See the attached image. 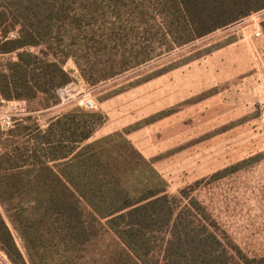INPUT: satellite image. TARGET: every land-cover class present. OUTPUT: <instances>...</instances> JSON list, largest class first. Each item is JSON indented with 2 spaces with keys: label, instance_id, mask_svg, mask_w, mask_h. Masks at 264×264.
<instances>
[{
  "label": "trees",
  "instance_id": "16d2710c",
  "mask_svg": "<svg viewBox=\"0 0 264 264\" xmlns=\"http://www.w3.org/2000/svg\"><path fill=\"white\" fill-rule=\"evenodd\" d=\"M135 1L0 0V54L15 53L0 64V106L3 100L38 98L48 106L58 104V91L73 80L69 59L93 84L129 69L128 64L116 69L110 56L95 77L100 63L83 51L94 44L111 50L123 37H113V26L98 35L99 13ZM158 3L152 15L151 9L140 14L143 33L168 49L264 9V0ZM152 59L144 56L132 67ZM107 118L77 107L53 117L45 128L23 124L36 119L28 115L8 131L12 138L0 154V249L13 264H264L244 260L239 248L226 246L195 200L182 209L127 130L90 141ZM103 234L116 244L91 259Z\"/></svg>",
  "mask_w": 264,
  "mask_h": 264
},
{
  "label": "rangeland",
  "instance_id": "374dc122",
  "mask_svg": "<svg viewBox=\"0 0 264 264\" xmlns=\"http://www.w3.org/2000/svg\"><path fill=\"white\" fill-rule=\"evenodd\" d=\"M157 8L158 0H136L123 10L101 11L98 35L113 26V37L123 38L111 50L94 44L83 51L92 63H100L94 76H101V63L110 56L116 69L126 64L129 69L93 84L69 59L66 67L73 70V80L58 91L59 103L30 101L29 115L36 119L23 124L45 128L53 117L77 107L103 112L108 118L90 141L127 130L128 138L154 161L182 209L195 200L226 246L239 248L244 260L263 263L264 9L168 49L143 33L140 14L151 9L152 15ZM148 55L153 59L132 67ZM14 57L0 54V64ZM84 70L91 71L85 61ZM87 100L94 107H86ZM11 138L0 128V154ZM96 244L91 259L109 251L116 240L103 234ZM0 264H13L1 249Z\"/></svg>",
  "mask_w": 264,
  "mask_h": 264
},
{
  "label": "built area",
  "instance_id": "2783aa9c",
  "mask_svg": "<svg viewBox=\"0 0 264 264\" xmlns=\"http://www.w3.org/2000/svg\"><path fill=\"white\" fill-rule=\"evenodd\" d=\"M261 31H257V36L261 35ZM6 105L0 106V125L4 131H10L15 128L19 121L24 120V118L29 115V101L28 100H3ZM86 107H94V102L92 100H87L83 102Z\"/></svg>",
  "mask_w": 264,
  "mask_h": 264
}]
</instances>
